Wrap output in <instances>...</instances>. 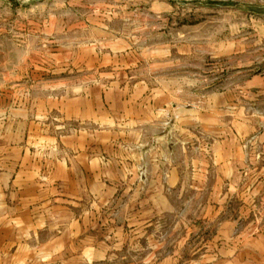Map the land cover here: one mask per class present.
I'll list each match as a JSON object with an SVG mask.
<instances>
[{
    "label": "rangeland",
    "instance_id": "374dc122",
    "mask_svg": "<svg viewBox=\"0 0 264 264\" xmlns=\"http://www.w3.org/2000/svg\"><path fill=\"white\" fill-rule=\"evenodd\" d=\"M0 264H264V0H0Z\"/></svg>",
    "mask_w": 264,
    "mask_h": 264
}]
</instances>
